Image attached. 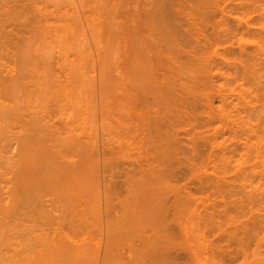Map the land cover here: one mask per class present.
<instances>
[{"label":"rangeland","instance_id":"obj_1","mask_svg":"<svg viewBox=\"0 0 264 264\" xmlns=\"http://www.w3.org/2000/svg\"><path fill=\"white\" fill-rule=\"evenodd\" d=\"M162 6L170 54L146 29ZM126 33L148 66L132 84ZM18 77L4 202L32 121L50 150L74 143L56 157L66 174L22 205L32 240L55 238L66 264H264V0H0V80ZM12 224L0 218L10 237Z\"/></svg>","mask_w":264,"mask_h":264},{"label":"bare ground","instance_id":"obj_2","mask_svg":"<svg viewBox=\"0 0 264 264\" xmlns=\"http://www.w3.org/2000/svg\"><path fill=\"white\" fill-rule=\"evenodd\" d=\"M174 1V0H173ZM185 1V0H184ZM169 2V0H168ZM182 2V1H181ZM162 3V2H160ZM164 3V2H163ZM173 3V2H171ZM175 3V2H174ZM184 4V3H183ZM162 5V4H161ZM170 5V3L168 4ZM177 5V4H175ZM157 6V5H156ZM171 6V5H170ZM174 6V5H173ZM183 6V5H181ZM163 7V6H162ZM165 7V6H164ZM163 7V8H164ZM169 7V6H168ZM180 7V6H179ZM158 8V9H157ZM156 9L157 10H153V12L148 15L150 17H148L150 20V22H147L146 20V26H148L149 24H151V32L152 34L156 31L158 32V35L157 33L154 35L155 36H158L156 37V39H159L158 42L160 43L159 45V48H161V46L164 44H162L161 42H165L164 44V47L168 49H170L169 51L165 50V48H162V52H169L167 54H170L171 53V50H173V47L171 46V42L169 40H167V38L171 39V35L174 34L175 35V30L173 32L172 29H175L176 26H174V28L172 27L173 25L171 24V22H173V20L170 22V20L172 19V16H168V15H171L169 9L167 8H164L163 10L160 8V7H157ZM170 8V7H169ZM172 8V7H171ZM175 8V7H173ZM154 9V8H152ZM165 9L167 11H165ZM178 9V8H177ZM170 12H169V11ZM154 11H156L154 13ZM151 12V11H150ZM166 12V13H165ZM169 12V14H168ZM182 12H186V11H182ZM149 14V13H147ZM177 14V13H176ZM179 14V13H178ZM185 15V14H184ZM179 16V15H178ZM147 17V16H146ZM170 18V19H169ZM173 18H175V16H173ZM180 18V17H179ZM169 19V21H168ZM176 20V19H175ZM131 21V20H130ZM178 21V20H177ZM181 21V19H180ZM179 21V22H180ZM169 22V24H168ZM132 23V22H131ZM130 24V23H129ZM133 24V23H132ZM143 24V23H142ZM141 26L145 27V25H142ZM145 24V22H144ZM170 25V27L168 26ZM172 25V26H171ZM175 25V24H174ZM180 25V24H179ZM182 25V24H181ZM184 25V24H183ZM150 26L146 27L147 28H150ZM130 27H131V24H130ZM130 29L129 32L132 33V31L134 32L133 29H137L135 28L134 25H132V28L133 29ZM143 27V29H144ZM184 27V26H183ZM143 29L141 28V30L143 31ZM156 29V30H155ZM177 29V28H176ZM184 29V28H183ZM138 30V29H137ZM158 30V31H157ZM171 30V31H169ZM181 30V29H180ZM178 30V31H180ZM148 31V30H147ZM146 33H150V31H148ZM177 31V30H176ZM128 32V33H129ZM137 32V31H135ZM145 32V31H144ZM143 32V33H144ZM182 32V31H181ZM161 33V35H160ZM185 33V32H184ZM130 34V33H129ZM126 35L128 36L127 38V47H128V52L130 51V53H127L128 56L126 59V63L128 64V62H130L131 60L134 59V57L136 58L138 54V49L144 47V46H141V47H136V44H135V40L133 42V39H137L138 37H136V33L132 34L131 35ZM138 34V33H137ZM163 34V36H162ZM165 34V35H164ZM178 34V33H177ZM143 35V34H142ZM140 34V36H142ZM151 35V34H150ZM149 35V36H150ZM172 35V36H174ZM180 35V34H179ZM182 35V34H181ZM138 36V35H137ZM148 36V34H147ZM135 37V38H134ZM146 37V36H145ZM152 36H150V38H152ZM164 37V38H163ZM166 37V38H165ZM141 38V37H140ZM144 38V37H143ZM155 38V37H154ZM132 39V40H131ZM139 39V38H138ZM147 39V38H146ZM164 39L166 41H164ZM174 38H172L173 40ZM129 40V41H128ZM149 42H151V40L149 39L148 40ZM153 41V40H152ZM175 41V40H173ZM172 41V42H173ZM131 44H129V43ZM142 43H144V41L141 40ZM147 43V41H146ZM154 42H152L151 44H153ZM168 43V44H167ZM148 44V43H147ZM155 44V43H154ZM162 44V45H161ZM169 44H170V47H169ZM184 44V43H183ZM175 45V44H174ZM150 45H148L149 47ZM152 47V46H151ZM155 47V45H154ZM157 47V45H156ZM155 47V49H156ZM179 48V47H178ZM177 48V49H178ZM146 49V48H145ZM148 49V48H147ZM152 49V48H151ZM241 49H244L242 50L243 52L245 51V53H247V55L244 53V55H246L247 57L245 58H248V57H253V54L249 56V52L251 51L248 49H245V48H241ZM260 49V48H258ZM257 49V50H258ZM263 48H261L260 50L262 51ZM37 50V49H36ZM35 50V51H36ZM126 50V51H127ZM142 50H144V48H142ZM175 50V48H174ZM173 50V51H174ZM180 50V49H179ZM259 50V51H260ZM150 51H153V50H150ZM158 52H161L159 51L158 49L156 50ZM172 51V52H173ZM185 51V50H184ZM40 52V51H39ZM140 52V51H139ZM142 52V51H141ZM144 52V51H143ZM142 52V53H143ZM157 52V53H158ZM161 52V53H162ZM258 52V51H257ZM255 52V54L257 53ZM176 53V52H175ZM242 53V52H241ZM258 53H261L260 56L263 54V52H258ZM257 53V54H258ZM132 54V55H131ZM156 54V52H155ZM173 55H176L174 53H172ZM178 54V53H177ZM180 54V53H179ZM243 54V53H242ZM256 54V55H257ZM134 56L133 58L131 56ZM142 55V54H141ZM159 55V54H158ZM173 55L171 57H169L167 55V57L169 59L172 60V58L174 59ZM183 55H186V54H183ZM243 55V56H244ZM254 55V56H256ZM42 56V55H41ZM129 56L131 57V59L129 58ZM140 56V55H139ZM177 56V55H176ZM180 56V55H179ZM187 56V55H186ZM259 56V58H260ZM154 57V56H153ZM157 57V56H156ZM159 57V56H158ZM251 57V58H252ZM258 57V56H256ZM140 58V57H139ZM138 58V59H139ZM181 58V56H180ZM189 58V57H188ZM250 58V60L252 61V59ZM176 59V58H175ZM255 59V57L253 58ZM261 59V58H260ZM130 60V61H129ZM142 60V59H141ZM185 60V59H184ZM191 60V59H190ZM137 59H135V61H131L132 62V65L131 62L127 65V72H128V75H132L134 74L135 75V69H140V67H144L146 70V67L147 64L145 63H142L141 61H137ZM143 61V60H142ZM246 63L248 61L245 60ZM249 61V62H251ZM145 62V61H144ZM147 62V61H146ZM169 62V61H168ZM171 62V61H170ZM257 62V61H256ZM164 63V62H163ZM173 63V62H172ZM253 63V61H252ZM252 63H250V65H252ZM158 64V63H157ZM168 64V63H165V65ZM249 64V63H248ZM25 65V64H24ZM146 65V67H145ZM161 65V63H160ZM169 65V64H168ZM173 65V64H172ZM179 65V64H178ZM183 65V64H181ZM241 65V63H240ZM256 65V64H255ZM177 66V65H176ZM185 66V65H184ZM253 66V65H252ZM169 67V66H168ZM245 67V66H244ZM248 69L249 66H247ZM254 67V66H253ZM148 69V68H147ZM153 69V68H152ZM169 69V68H168ZM174 69V68H173ZM185 69V68H184ZM200 69V68H199ZM212 69V68H211ZM246 69V68H245ZM247 69V70H248ZM25 70V69H24ZM134 70V71H133ZM182 70V69H181ZM246 70V71H247ZM138 71V70H137ZM163 71V70H161ZM172 71V70H171ZM179 71V70H178ZM184 71V70H183ZM204 71V70H202ZM212 71V70H211ZM210 71V72H211ZM131 72V73H130ZM165 72V71H164ZM209 72V71H207ZM247 72H251L250 70L247 71ZM137 73V72H136ZM161 73V72H160ZM180 73V72H179ZM188 75L190 74L189 72H187ZM200 73V72H199ZM206 73V72H205ZM248 73V74H249ZM166 74V73H165ZM211 74V73H210ZM132 75V76H129V81L131 80L130 84H132L135 80V76ZM139 75V74H138ZM187 75V76H188ZM101 76V75H100ZM140 76V75H139ZM138 76V77H139ZM182 77H183V74H182ZM186 77V76H185ZM185 77L184 78V81H185ZM137 78V76H136ZM203 78V77H202ZM135 79V80H134ZM188 79V78H187ZM199 79V78H198ZM209 80V78H207ZM23 80V78H22ZM141 80H142V77H141ZM200 81V80H199ZM138 82V81H137ZM139 82H140V79H139ZM152 82V81H151ZM187 82V81H186ZM190 84V81L187 82ZM129 84V86H130ZM151 84V83H150ZM188 84V85H189ZM187 85V84H185ZM144 86V85H143ZM131 88V86H130ZM129 88V89H130ZM145 88V87H144ZM148 88V87H147ZM161 88V87H160ZM133 89V87H132ZM165 89V88H164ZM128 91V90H127ZM25 92L24 90V82L21 81V77L18 79L17 78H13L11 80H5V79H2L0 80V128H4L8 123V121L14 119L19 115L17 113V105L15 104L16 103V98L19 96V95H22L23 93ZM155 92V90H154ZM129 93V92H128ZM188 94V93H186ZM133 96V95H132ZM129 97V96H128ZM136 99V97H134ZM129 99V98H128ZM133 99V98H132ZM131 101V98L129 99ZM134 101V100H133ZM131 102H129L130 104ZM131 106V105H130ZM132 107H130L131 109ZM138 109V108H137ZM133 112V111H132ZM139 112V111H138ZM142 112V111H141ZM140 113V112H139ZM130 114V113H129ZM135 118V117H134ZM130 119V118H129ZM133 119V118H132ZM136 119V118H135ZM12 120V121H14ZM131 121V120H130ZM33 124H32V127H31V131L28 135L24 136V138L21 140V156L16 160V158H14L13 154L12 156H9V157H6V160H5V163H6V166H7V170H9L10 172V176L9 178H7L8 184L9 185V189H8V203H5L4 202V199L2 198V195L0 194V218H2L6 223H9L10 221L13 222L12 226H11V230L13 232V234L11 235V237L9 235H7L3 230H0V264H48V261H47V258L50 254V258H51V264H66V260L70 259L72 257L71 253L66 249V248H63L61 246L57 247V244L56 243V240L55 238H49L48 236H46V234H38L37 235V238L36 240H32V238L29 236V233H30V230H26V229H23V228H20L19 226V221L22 222V213H23V203L24 201H26L27 203H29V199H31L33 197V191L36 189V190H40V189H44L46 187V185L48 186L49 185H53V183L56 181V179L58 178L57 174L59 175V177H62V175H64V172L66 174V170L64 168H61L63 169V173L61 175V170H60V167L63 166V164H61L59 161H57L58 159H56V157H58L59 155H61V150L63 149H67L68 147L71 146V144H74L73 142H66V141H62L58 138H54V146L57 148V150L53 151V150H50L49 148H47V146L45 145V142H46V138H45V135L42 134L40 132V127L38 126V123L36 121H32ZM134 122V121H133ZM132 123V122H131ZM165 123V122H164ZM11 125V123H10ZM167 126V125H166ZM7 127V126H6ZM163 127V126H162ZM164 128V127H163ZM162 128V129H163ZM166 129V128H165ZM154 130V129H153ZM158 132V131H157ZM12 135V134H11ZM260 142V141H259ZM71 143V144H70ZM9 146V145H8ZM11 148V147H10ZM10 151V150H9ZM8 151V152H9ZM12 153V151H10ZM262 154V153H261ZM264 154V153H263ZM260 155V153L258 154ZM64 156V155H63ZM264 156V155H262ZM61 157V156H60ZM260 157V156H259ZM62 161V160H61ZM71 161H74V160H70V165L74 162L71 163ZM264 161V160H263ZM61 164H59V163ZM66 165H69V164H66ZM264 165V164H263ZM73 166V164H72ZM59 167V168H58ZM264 167V166H263ZM74 170V168H73ZM60 171V172H59ZM1 173L3 171H0ZM9 174V173H7ZM41 174V175H40ZM3 175V174H2ZM8 176V175H6ZM1 192V190H0ZM261 238V237H260ZM264 240V239H263ZM241 241V240H240ZM37 247L40 249V252H41V255L40 256H36V261L34 260V255L33 257L30 255V254H23V250L25 252H29L31 251L32 247ZM45 250H50L51 252L46 253L45 254ZM48 254V255H47ZM70 255V258L69 256Z\"/></svg>","mask_w":264,"mask_h":264}]
</instances>
